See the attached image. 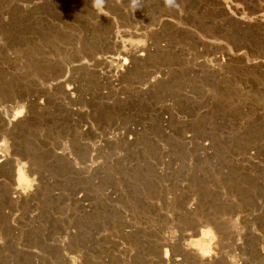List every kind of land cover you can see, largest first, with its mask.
Returning <instances> with one entry per match:
<instances>
[{
  "label": "rangeland",
  "instance_id": "374dc122",
  "mask_svg": "<svg viewBox=\"0 0 264 264\" xmlns=\"http://www.w3.org/2000/svg\"><path fill=\"white\" fill-rule=\"evenodd\" d=\"M140 50L122 88L102 78ZM179 81L226 89L187 149L154 111ZM0 148V264H264V0H0Z\"/></svg>",
  "mask_w": 264,
  "mask_h": 264
},
{
  "label": "built area",
  "instance_id": "2783aa9c",
  "mask_svg": "<svg viewBox=\"0 0 264 264\" xmlns=\"http://www.w3.org/2000/svg\"><path fill=\"white\" fill-rule=\"evenodd\" d=\"M152 46H153V44H152ZM152 46L150 43L148 44V47H151V50H153ZM163 46H167V43H165ZM141 52H144V51L136 52V54L137 53L141 54ZM214 58L211 59L212 63L210 65H213V63L218 65L217 62H219L221 65H223V64L225 65V63L227 62V58L221 52H217V54L215 55ZM107 60H108L107 62L109 64H113V65L110 67H106L104 65L101 68V73L103 75L102 78L105 79V77H107L106 80L111 82V84H112L111 86L114 89H120V88H122V85L120 87H119V85L123 84L121 82H124L120 79V75L128 67V64H125L124 60L119 61V63H117L116 60L114 62H112L113 59L111 57H108ZM212 60H214V61H212ZM108 72H109V74H107ZM159 72H161L160 74H166L165 72H167V71L166 70L165 71L160 70ZM160 74L156 75L155 77L153 76V79H151V80L145 79V81H148V82L144 85H142L141 83H138L137 88H139L140 91H141V89L145 91L151 85H155V83H157L158 81L166 80L165 78L161 77ZM179 82H181V86L178 89H173L174 95L170 99H168L170 101L167 104V106L169 107V111H164V110H162V107L158 108L159 106L155 107L154 111H155V115L159 117L160 125H161V131L163 133L171 134V135L174 134L175 129L172 126V122H171L172 117H174L175 121H177L179 123V125H181L180 129L182 131H180V132L183 134V144H184V147L186 148V146L191 147V144L193 142L191 134H193L195 131H206V130H196L195 128L204 126V128H207L208 130L211 129V131H213L215 129V132H216V129L217 130L220 129L223 121L218 119L219 116L222 115V112L216 106V103H217V102H215L217 100L216 99V92L224 90L225 86H221V84H220L221 81H214V82L213 81L212 82L211 81H198V83H197V81H179ZM231 82H232L231 87H234L233 86L234 81H231ZM212 83H214V85L217 87V90L215 89V87L212 86ZM105 93H108V92L106 91ZM121 98H125V97L122 96ZM179 100L187 101L188 104L186 105L185 109H181L179 107V105L177 104V101H179ZM191 103H197V108H195L194 110L191 109ZM217 105H218V103H217ZM200 108L202 110H200ZM232 112H234V111L232 110ZM193 114H196L195 118L192 117ZM197 116H200V118H203V119L196 121L198 119ZM206 124L208 125V127H206ZM112 128L115 131L114 130H111V131L108 130L106 132H108L110 134H114L115 137H116V135L121 134L122 136L120 137L121 138L120 140L124 143L126 141L125 136L128 133H130V135L128 137L135 141V140H137L136 137H134L135 135L143 133V132H147V130H149V126H148L147 121H133L132 123L131 122H129V123H118V125H116ZM236 131H237V123L235 122V130L232 133H236ZM216 133H219V131H217ZM152 139L155 140V142H157V143L159 142L158 138L152 137ZM200 144H202V143H200ZM207 144L208 143L204 144L203 148L206 149ZM185 148H183V153H180L178 150H175V153L180 155L181 158L179 156L172 157L171 156L172 153L171 152L168 153L167 157H169V158L167 160H163V164L157 166L158 167L157 171L159 173L167 172L166 168H165L166 165H164V161L171 168L169 170V174H168V175H170V177H173V175H174L173 173H174L175 169L179 168L181 165L189 164V166H191L193 163H190V162L188 163L186 159L182 158V156L184 157L185 151L188 152V150H184ZM200 153H201V155L203 154V152H200ZM200 160H202V159H200ZM179 163H182V164L179 165ZM202 163H203V161H200L198 163V165L202 166ZM194 164H196V165L193 166L194 167L193 169H196V167H198L197 162L194 161ZM173 165H178V167L177 166L173 167ZM160 166H162V167H160ZM185 175H186V176H184L185 178H183V177H174V178H176L177 180H181V181H190L194 177V175L192 176L190 172H186Z\"/></svg>",
  "mask_w": 264,
  "mask_h": 264
},
{
  "label": "bare ground",
  "instance_id": "6f19581e",
  "mask_svg": "<svg viewBox=\"0 0 264 264\" xmlns=\"http://www.w3.org/2000/svg\"><path fill=\"white\" fill-rule=\"evenodd\" d=\"M150 49H151V47L150 48H148V46L146 47V52L149 54L148 56V58L149 59H151V57H153V55H154V53H155V51L154 52H152V53H150ZM140 51H142V50H140ZM144 51V50H143ZM139 52V51H138ZM145 55H147L146 53H145V51L144 52H141V54H136L135 56H121V59H120V61L121 60H124V63L125 64H128V67L125 69V71L120 75V79L122 80V81H126V78H127V76L128 75H130V74H133V71L131 72L130 71V73H128L129 72V70L130 69H132V68H134L135 69V67H137V65L138 64H140V63H144V64H146V63H148L149 61H151V60H149V61H147L146 60V57H145ZM109 57H111L112 59L114 58V57H112V56H109ZM123 57H125V58H127V60L125 61V58H123ZM105 59H107V58H104V59H100L99 61L101 62L102 60H105ZM146 60V61H145ZM135 64H137L136 66H135ZM97 65V64H96ZM102 65H104V64H102ZM121 65V64H120ZM112 66V65H111ZM135 66V67H134ZM110 67V66H109ZM134 80H136L135 78H132V81H134ZM161 81V80H160ZM211 84V83H210ZM212 86L213 87H215V89L217 90V87L214 85V83H212ZM225 91H226V89H224V90H221V91H217L216 92V97H221L223 94H225ZM222 98V97H221ZM22 105H20L19 106V108H21V109H19V110H17V113H19V112H22ZM24 108V107H23ZM17 113H15V116L17 115ZM22 115V114H21ZM2 150V151H1ZM0 155H1V157H2V155L4 156V150H3V148H0ZM5 158V157H4ZM3 159H1L0 161H2ZM21 175H22V173H21ZM23 178H24V176H23ZM192 179H194V180H198V179H200V178H197V177H193ZM0 183L2 184V183H6V179H4V178H1L0 177ZM175 196V195H174ZM14 197H16V196H14ZM175 197H179L177 194H176V196ZM189 202V201H188ZM187 207V211L188 212H190V213H193V212H196L197 210H198V205L196 206V207H194V208H192L191 206H186Z\"/></svg>",
  "mask_w": 264,
  "mask_h": 264
},
{
  "label": "clouds",
  "instance_id": "9594fccd",
  "mask_svg": "<svg viewBox=\"0 0 264 264\" xmlns=\"http://www.w3.org/2000/svg\"><path fill=\"white\" fill-rule=\"evenodd\" d=\"M169 2H171V0H169Z\"/></svg>",
  "mask_w": 264,
  "mask_h": 264
}]
</instances>
